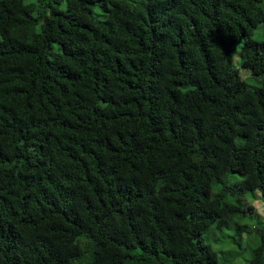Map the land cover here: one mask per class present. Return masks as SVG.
Listing matches in <instances>:
<instances>
[{
  "label": "trees",
  "instance_id": "trees-1",
  "mask_svg": "<svg viewBox=\"0 0 264 264\" xmlns=\"http://www.w3.org/2000/svg\"><path fill=\"white\" fill-rule=\"evenodd\" d=\"M259 23L264 0H0V264H217L223 226L264 264Z\"/></svg>",
  "mask_w": 264,
  "mask_h": 264
},
{
  "label": "rangeland",
  "instance_id": "rangeland-1",
  "mask_svg": "<svg viewBox=\"0 0 264 264\" xmlns=\"http://www.w3.org/2000/svg\"><path fill=\"white\" fill-rule=\"evenodd\" d=\"M96 10L98 11L99 8L97 7ZM251 36L255 40H262L264 38V24L259 23ZM239 44L240 41L236 44L237 50H239ZM234 64L239 69L241 77L245 79L250 86L259 85L257 77L253 76L250 70L240 65L239 52L234 54ZM229 181L234 182L236 178L230 175ZM214 188L217 187L214 186L213 189ZM254 192L255 194L253 195L251 192L244 193L243 200L251 207V213L257 215L259 219L264 222V205L259 196V190ZM229 197L231 198L232 196ZM239 222L242 223L246 221ZM213 228L214 227H210L203 234V238L210 243L212 248L216 251L217 264H247V261L251 257V251L258 242L257 235L251 232L252 229L249 228V232H243L239 237L234 227L223 226L221 229H215V231H213ZM235 238L239 239V241H235ZM159 256V259L156 260V264H174L170 255L160 254Z\"/></svg>",
  "mask_w": 264,
  "mask_h": 264
}]
</instances>
